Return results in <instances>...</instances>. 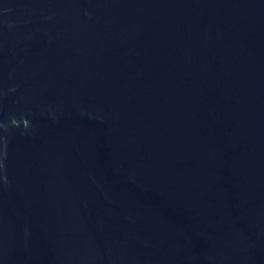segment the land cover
Here are the masks:
<instances>
[{"label":"water","instance_id":"95a60500","mask_svg":"<svg viewBox=\"0 0 264 264\" xmlns=\"http://www.w3.org/2000/svg\"><path fill=\"white\" fill-rule=\"evenodd\" d=\"M0 264H264V0H0Z\"/></svg>","mask_w":264,"mask_h":264}]
</instances>
